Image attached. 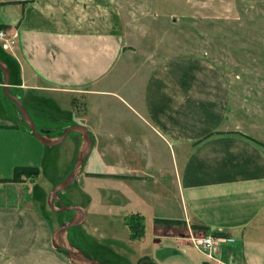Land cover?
Wrapping results in <instances>:
<instances>
[{"label":"crops","instance_id":"1","mask_svg":"<svg viewBox=\"0 0 264 264\" xmlns=\"http://www.w3.org/2000/svg\"><path fill=\"white\" fill-rule=\"evenodd\" d=\"M4 1H17L5 4L19 7L12 20L2 23L17 35L13 48L0 44L18 70L11 91L22 101L30 96L25 104L29 113L45 118L54 117L52 107H46L50 94H71L68 107L54 108L87 127L93 137L90 153L96 150L102 160L112 155L118 169L125 167L86 173L107 175L116 190L153 195L154 204L173 213L157 218L184 221L155 222L160 227L156 236L196 250L203 255L202 264H209L207 257L192 245V238L212 231L234 238L214 245L219 264H264V148L226 125L230 90L221 72L200 57L172 56L150 68L139 92L121 94L104 81L127 46L117 25L99 18L103 11L98 0H0ZM99 82L103 85L97 86ZM0 89L4 93L3 85ZM121 106L130 111L123 112ZM127 126L129 131L124 130ZM168 148L171 163L159 156ZM69 163L60 169L57 181ZM169 166L170 172L165 168ZM153 168L163 177L150 191L144 183L148 178L155 183ZM175 199L177 214L175 204H168ZM39 215L32 208L0 206V264H73L44 240ZM192 224L206 225L208 231Z\"/></svg>","mask_w":264,"mask_h":264},{"label":"rangeland","instance_id":"2","mask_svg":"<svg viewBox=\"0 0 264 264\" xmlns=\"http://www.w3.org/2000/svg\"><path fill=\"white\" fill-rule=\"evenodd\" d=\"M96 3L103 11H99V18L114 27L117 25L122 43L127 46L122 60L104 81L108 88L121 94L139 92L156 63L177 55L200 57L214 65L228 83L230 105L226 125L250 136L264 148V0H98ZM18 11V6L0 4V24L12 20ZM3 78L0 71V79ZM102 82L97 86H102ZM0 93L3 99L0 101V179L13 177L16 166L39 169L37 176L27 178L23 184L0 180V206L34 209L40 214L44 240L50 244L53 230L70 220L73 212L51 209L49 193L58 182L60 169L70 162L73 154L75 159L81 136L70 132L59 144H41L25 126L16 105L1 89ZM51 96L50 106H45L52 107L54 117L30 115L38 128L48 130V136L55 138L75 120L67 112L54 108L58 104L68 107L72 95L58 98L54 93ZM28 98L30 96L24 95V104ZM121 110L130 111L124 106ZM124 130L130 128L127 126ZM126 134L121 135L123 143ZM168 149H163L162 156L159 155L165 163H171ZM86 158L81 175L59 193L64 204H80L88 211L86 221L69 230L68 237L73 244L106 264L203 263V255L196 250L184 249L174 238L156 236L160 227L156 228L155 218L173 213L154 204L153 195L145 196L137 189L116 190L107 175L86 173L125 170L124 166L118 169L120 166L114 164L112 155L102 160L96 150H92ZM126 158L127 164L129 159ZM74 159L68 168L66 166L65 174L72 168ZM165 168L170 172L171 166ZM159 174L153 168V175ZM161 177L162 174L157 176L155 183L148 178L144 186L152 191ZM138 185L136 187L140 188ZM169 192H175L173 183H169ZM176 201L168 203L175 204V214L178 213ZM162 202L161 199L158 203ZM54 205L58 206L59 201ZM137 212L143 217L144 235L132 241L127 238L129 230L125 219Z\"/></svg>","mask_w":264,"mask_h":264},{"label":"water","instance_id":"3","mask_svg":"<svg viewBox=\"0 0 264 264\" xmlns=\"http://www.w3.org/2000/svg\"><path fill=\"white\" fill-rule=\"evenodd\" d=\"M0 69L4 74L2 85L5 95L16 105L20 112L19 116L21 117L22 121L25 122V124L30 129V132L39 142L44 145L52 146L62 142V140L70 132H77L81 136V144L74 159L72 168L60 181H58L53 186L49 193L48 202L51 209L57 212H73V216L70 220L64 221L53 230L51 235L52 247L54 249H63L66 252L69 261L73 264H106L94 257L86 255L80 247L73 245V243L70 241L68 237L69 229L84 223L86 219V210L85 207L80 204L66 205L59 197V193L61 191L77 180L82 170L84 159L89 155L92 149L93 137L91 133L86 126L80 123H73L66 126L59 136L55 138L48 136L46 130L38 128L23 101L10 91V69L8 64L2 59H0ZM55 201H59L58 206L54 205Z\"/></svg>","mask_w":264,"mask_h":264},{"label":"trees","instance_id":"4","mask_svg":"<svg viewBox=\"0 0 264 264\" xmlns=\"http://www.w3.org/2000/svg\"><path fill=\"white\" fill-rule=\"evenodd\" d=\"M5 3H17V1L0 2V4H5ZM5 27H7L6 24H2V23L0 24V28H5ZM0 59L4 60L9 66L10 74H11L10 84H12L13 81L15 80L16 74L18 72L16 65H15V60L13 59V57L11 55H9L4 50H2L1 47H0ZM0 71L2 72L1 69H0ZM3 79H0V83H2V84H3ZM9 88L11 90V87H9ZM3 94L7 98L5 93H3ZM25 126L28 128V126L26 124H25ZM29 131H30V129H29ZM232 132L242 134L239 131H232ZM242 135L245 136L246 138L254 141V139L251 138L250 136L244 135V134H242ZM38 170L39 169L36 166H16L14 168L13 177H11L9 179H0V180L17 182V181L26 180L27 178H34L35 176H37ZM89 174L96 175V176H102L103 175L101 173H89ZM155 222H162V223H168V224H180V223H183L184 221L179 220V219L155 218ZM125 223L128 225L129 230H130V239H132V240L140 239L144 235V226H143V217L142 216H140L138 214L129 215L125 219ZM191 226H192V228H201V229L208 231V227L206 225L192 224ZM70 229H72V227ZM212 233L216 236L222 235L221 232H217V231H212ZM73 245H75V244H73ZM77 247H79V246H77ZM58 250L63 251L66 254V252L63 249H58Z\"/></svg>","mask_w":264,"mask_h":264},{"label":"built area","instance_id":"5","mask_svg":"<svg viewBox=\"0 0 264 264\" xmlns=\"http://www.w3.org/2000/svg\"><path fill=\"white\" fill-rule=\"evenodd\" d=\"M16 33L11 32L8 28H0V44L3 49L11 50L13 44L16 42ZM225 240L231 242L234 240L232 237L226 235L216 236L212 232L206 233L201 236H196L192 238V245L203 252L209 264H219L220 261L215 257L213 253V247L219 240Z\"/></svg>","mask_w":264,"mask_h":264}]
</instances>
